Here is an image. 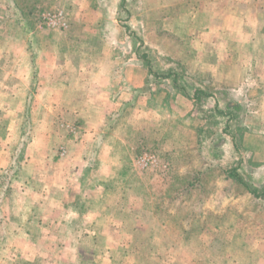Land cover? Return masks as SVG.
<instances>
[{"label": "rangeland", "instance_id": "rangeland-1", "mask_svg": "<svg viewBox=\"0 0 264 264\" xmlns=\"http://www.w3.org/2000/svg\"><path fill=\"white\" fill-rule=\"evenodd\" d=\"M225 1L229 5L217 12L239 8L231 6L233 1ZM203 3L204 0H0L1 45L15 43L18 48L29 30L31 36L46 30L62 31L59 38L63 41L67 38L63 31L68 26L74 30L77 26L72 20L81 16L99 31L89 38L93 44L108 48L113 42L123 51L126 49L122 58L141 63L146 75L144 93L154 92L153 102L161 106L150 107L147 100L146 106L158 114L153 113L156 122L149 118L152 120L147 121V128L145 121L142 133L131 134L122 127L128 125V114L122 115L118 124L122 132L116 134L124 135L127 144L133 145L132 150L135 144L147 150L137 153L133 162L114 163L113 177L98 180L101 189H111L103 199L91 187L96 183L93 178L102 172L100 164H88L93 168L92 173H85L83 182L89 193L83 199L94 204L99 202L98 197L107 205L93 226L99 234L89 238L90 233L86 234L75 249L80 254L78 264H103L108 252L113 256L108 258L112 264H264V34H258L259 43L242 51L231 40L234 23L228 21L230 18L224 19L221 40L197 33L196 28L210 22L204 17ZM108 15L116 21L114 26L120 27L112 42L101 31ZM247 21L245 27H250ZM259 21L264 24V20ZM34 41L40 43V37ZM1 52L0 57L4 51ZM7 52L9 58L18 53ZM141 55L153 64L155 72H178L189 87L191 83L202 84L208 93H214L213 98L193 103L178 96L170 101L169 108L162 107L165 97L175 93L171 81L160 74L159 78L149 75ZM112 56L117 55L113 52ZM16 63L18 71L21 68ZM216 96L220 110H225L228 102L239 106L229 130L225 129L226 118L212 112ZM33 121H39L37 116ZM152 122L156 125H150ZM30 128L17 140L13 151L16 163L9 164L0 181L3 191L12 188L11 181H24L21 177L30 174L29 168L17 161L30 139ZM34 184L29 186L34 188ZM249 189H256L257 196ZM33 204L19 214L21 224L29 222V216L37 218L36 202ZM1 226L0 234L6 238L14 235V245L19 248L24 246L22 236L18 237L20 232L29 230L35 239L41 233L34 221L24 227ZM56 228L47 231L55 233L59 227ZM34 244L40 250L49 242ZM7 246L6 243V250ZM15 261L22 264L24 259Z\"/></svg>", "mask_w": 264, "mask_h": 264}, {"label": "crops", "instance_id": "crops-1", "mask_svg": "<svg viewBox=\"0 0 264 264\" xmlns=\"http://www.w3.org/2000/svg\"><path fill=\"white\" fill-rule=\"evenodd\" d=\"M231 1V6L235 4L239 8L224 13L217 10L229 5L225 0H204V17L210 22L195 31L221 40L224 19L230 18L228 21L234 23L233 45L242 51L249 50L250 44L260 42L258 34H264V24L259 21L264 20V0ZM84 19L74 17L72 21L77 26L74 30H79L74 32L68 26L63 31L67 37L63 41L59 38L62 31L46 30L31 36L32 30H29L18 48L15 43L0 44V52L4 51L0 57V181L9 164L16 163L13 151L17 140L31 127L23 156L17 160L29 168L30 174L21 177L24 181H11L12 188L0 189V226L24 227L34 221L41 231L38 239L29 230L20 232L18 237L24 240L20 248L14 245V235L6 238L0 234V264H16L18 258L24 259L22 264H78L80 254L75 249L86 234L90 233L87 238L99 234L93 226L107 205L98 197L99 202L94 204L83 199L89 193L88 185L83 182L85 173L89 170L92 173L93 168L88 164H100L98 168L102 172L93 178L96 183L91 187L103 199L107 193L98 180L108 181L113 177L114 163L133 162V145L127 144L124 135L116 134L122 132L119 126L122 115L128 114V125L122 127L128 128L131 134L142 133L149 120L156 122L153 116L156 112L146 106L149 94L144 93L143 66L137 59L122 58L126 49L123 51V47L112 42L119 25L114 26L116 21L111 15L104 21L106 26L101 31L112 42L105 48L89 39L99 31ZM246 20L250 27H245ZM35 37H40V43L34 41ZM7 51L18 53L15 58L14 55L9 58ZM113 52L117 56H112ZM220 60L216 64L222 65ZM16 62L21 68L18 71ZM33 116L39 121L34 122ZM155 122L150 125L155 126ZM147 123L145 128L149 126ZM94 147L96 152L91 153ZM32 183L37 185L33 188L29 186ZM34 202L37 218L29 216V222L21 224L19 214L35 205ZM54 226L59 227L57 232L47 231ZM39 241H48L49 245L38 250L34 243ZM110 257L112 253L108 252L103 264H112L108 261Z\"/></svg>", "mask_w": 264, "mask_h": 264}, {"label": "trees", "instance_id": "trees-1", "mask_svg": "<svg viewBox=\"0 0 264 264\" xmlns=\"http://www.w3.org/2000/svg\"><path fill=\"white\" fill-rule=\"evenodd\" d=\"M38 18L39 17L37 15L35 19L37 20ZM140 57H142V59L145 60V62H146L148 74L150 75V73H151V75H153L154 78H156V77L159 78L158 75L160 73L155 72L153 70V68H152L153 64H151L149 60H146L147 57L145 55H141ZM178 67H180V66H177V68ZM160 77H163L165 80L169 79L171 81L170 82L171 87L173 88V90L175 92V93H173V95H171V96L168 95L165 98L162 107L169 108L170 107V101L175 99L176 96L186 97V98L190 99L193 103H200L203 99L208 98L210 96H211V98H213L212 95H214V93H210V92L208 93L206 88L203 87L202 84L191 83L193 85L189 87L187 82L182 81V75L178 74V72L174 73L171 69L164 71L162 74H160ZM189 90H191L190 93L188 92ZM217 93H220V92L217 90ZM148 94H149L148 103H149L150 107L159 109L161 106L159 107V105H156L153 102L155 93H153L152 91H149ZM213 100L215 102V105H214L212 112H214V114H221L226 118L227 125H226L225 129L229 130V128H230L229 123L231 121H233L236 117V114H234L235 113L234 110L238 109L239 106L236 103H229L228 102L224 105L225 110H223V109L220 110V106H218V105H220L219 104L220 103L219 96H216ZM152 103L154 106L152 105ZM210 117H211V115H210ZM25 132H27V131H24V133ZM144 150H147L146 146L141 145L139 147L137 144H135V147H134L132 154L134 157H136L137 153L143 152ZM110 190L111 189H109L107 187L105 188L106 193H108ZM249 191H251L252 194H255L254 196H257L258 191L256 189H249Z\"/></svg>", "mask_w": 264, "mask_h": 264}, {"label": "built area", "instance_id": "built-area-1", "mask_svg": "<svg viewBox=\"0 0 264 264\" xmlns=\"http://www.w3.org/2000/svg\"><path fill=\"white\" fill-rule=\"evenodd\" d=\"M44 18H46V17H44Z\"/></svg>", "mask_w": 264, "mask_h": 264}]
</instances>
